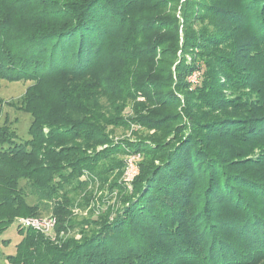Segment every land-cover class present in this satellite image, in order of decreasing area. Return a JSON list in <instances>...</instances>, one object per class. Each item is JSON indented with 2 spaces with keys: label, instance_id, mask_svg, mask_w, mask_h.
I'll return each instance as SVG.
<instances>
[{
  "label": "trees",
  "instance_id": "obj_1",
  "mask_svg": "<svg viewBox=\"0 0 264 264\" xmlns=\"http://www.w3.org/2000/svg\"><path fill=\"white\" fill-rule=\"evenodd\" d=\"M33 1L37 25L6 44ZM0 77L60 88L55 111L39 87L11 104L32 115L27 139L0 126V244L15 216L42 209L55 234L19 225L9 264H264V0H0ZM93 90L123 109L135 100L131 123L154 132L112 148L117 123ZM128 153L143 156L140 174L100 199L119 191L115 217L79 220L97 197L81 192L120 177Z\"/></svg>",
  "mask_w": 264,
  "mask_h": 264
},
{
  "label": "rangeland",
  "instance_id": "obj_2",
  "mask_svg": "<svg viewBox=\"0 0 264 264\" xmlns=\"http://www.w3.org/2000/svg\"><path fill=\"white\" fill-rule=\"evenodd\" d=\"M51 1V0H50ZM60 2H66V1H70V0H59ZM25 5H29V3L27 2ZM42 4H37L35 1L31 2V6L33 7L32 9H24L22 8L21 13L23 14L22 16V21H20V24L18 23L17 27L14 30V33L12 35H10L6 41V44H11L13 41L15 42L14 44L19 45L20 44H25V42H23V34L26 33L27 31L30 32V30H32L34 28V25H37L34 23V21H36L35 19L38 20V18L40 17V15L38 14V10L40 9L39 7ZM124 11V10H123ZM26 15V16H25ZM16 33V34H15ZM15 35V36H14ZM17 37V38H16ZM17 47V46H15ZM49 47V46H47ZM37 48V47H36ZM75 51V49H73ZM40 52V53H39ZM106 52V51H105ZM63 52H57L55 51L52 56H53V60L56 61H52L49 63V66L51 64H54L55 69L56 68H60V61H63L65 59L60 60L59 59V55ZM36 54H40L39 57L44 56V54L48 55L49 58V50L46 47H41L40 50L36 51ZM47 58V60H48ZM160 56H157V60H159ZM108 60V61H107ZM72 61V60H71ZM106 61L109 63V59H104V62L106 63ZM73 62V61H72ZM48 67V66H47ZM54 70V69H53ZM55 76V75H54ZM49 77H53V75H49ZM199 77L200 74L199 73H195L194 75H192L190 77V82L192 83H197L199 81ZM57 77H54L53 80H50V83L54 84V88L50 89L49 91L44 90L43 87H41V85L37 86L36 82H32V81H11V80H7L5 78L0 77V126L8 124L11 129L13 131H16V133L18 134L19 137L21 138H25L27 139L29 137L28 135V130L30 128V125L33 121L32 115L30 113H28L25 109L21 110L18 109L15 106H12L11 104H16L19 105L21 100H23L24 96L26 95V93L28 92V90H34L39 87L41 90V94L43 98V104L44 106H49L48 108L50 110L54 109V111L56 110V105L57 104V97L60 94V88H57ZM77 83V82H76ZM95 94H97L95 97L96 102L99 104V114L101 117H104L106 119H110L112 123H117V125L113 124V125H109L107 126L106 130H105V134H107V136L110 138L109 140L112 141V148L117 147V146H125V142L129 141L131 143H135L136 140H139V138H144L145 135L148 134H152V130H150V128H146V127H142L140 125H136L131 123V118H133L135 115L131 114L132 113V108H133V104L136 103L135 100L130 101L127 105V107H125L123 109V104L121 102L117 103L116 105L112 103V99L110 100V97L106 94L101 93L100 94V90H96V91H92ZM143 102L142 104L144 105V107L146 108V111H148L150 109V107H152L153 110L156 111H162V109L158 106H151L150 104H148L147 102H145L146 100H144V98L142 99H138V102ZM46 103V104H45ZM118 106V109H116L115 107ZM164 112V111H162ZM55 113V112H54ZM56 116H66L69 115L70 118L77 120L79 119V117L77 115L72 114H58L55 113ZM114 121V122H113ZM151 132V133H150ZM109 145H104L102 147H99L98 149L95 150V152H101L105 149H108ZM90 155H93V153H91ZM124 160V162L126 161V165L125 168L123 170V173L120 177H117V173H108L105 174L106 178L108 177L107 180H109V182L107 183V185H101L100 183H96V184H90L87 186V188L81 192V194H83L84 192L90 190L93 191V194L96 195L97 197L95 198L94 202L93 200L90 201V203H85L82 202L83 206H84V211L82 212L81 210H77L78 211V219L80 220L83 217H87L88 215H90L89 210L95 208L96 212L98 213L99 211H106L108 207L111 208V210L114 212V217L116 215V212L118 209H120L122 207L123 201L121 200V196L119 194V191L116 190L115 192L109 194L106 200H103V202L100 201L101 197L103 196H107V190L106 188L108 187L109 184H111L112 182H114V184H118V186L120 184L125 185L126 184H131L133 180H135V178L140 174V167H139V163L141 162V160L143 159V156L141 155V153H128L126 156L121 157V160ZM134 165V171L136 172V174H134L131 169L133 168L131 165ZM132 177L133 180L131 182L128 181V178ZM117 178H119L117 180ZM115 188V186H114ZM129 190L132 191L133 187L130 185ZM153 190L151 188V191H149L148 196H152ZM197 192V188L196 190H194V192ZM81 194H78V197L81 196ZM120 196V197H119ZM94 199V198H93ZM224 199V198H223ZM29 202L31 204H36V202L33 201V199L29 200ZM86 207H85V205ZM174 207H176L175 203L173 205ZM173 208V207H172ZM46 210H41L39 212L36 213H32L31 214H20L15 216V221L14 224H12L10 230H8L5 234H4V238L6 239H10V243L9 244H0V264H9V262L7 261V256L9 254H13L15 253V245L21 240V236L18 233V227L20 224V222L23 219H28V218H32L35 220V224H37V228H34V230L41 232L42 234H44L47 237L50 238H55V234L53 231L54 228V222L52 223V221L50 220V212L47 211L48 213L45 212ZM148 234V233H147ZM140 237V235H138ZM142 237V236H141ZM140 237V238H141ZM68 238V237H67ZM78 240L81 238L79 235L76 237ZM143 240V239H142ZM146 240L144 239V242ZM156 242L157 238L155 235H153V237H151L150 241H146V244L143 242L144 246H146V248H152V243L151 242Z\"/></svg>",
  "mask_w": 264,
  "mask_h": 264
},
{
  "label": "built area",
  "instance_id": "obj_3",
  "mask_svg": "<svg viewBox=\"0 0 264 264\" xmlns=\"http://www.w3.org/2000/svg\"><path fill=\"white\" fill-rule=\"evenodd\" d=\"M133 168L131 169V171L136 174V172L134 171V165L132 164L131 165ZM133 180L132 177L128 178V181L131 182ZM50 220L52 221L53 223V219L50 218ZM21 226H23L24 228H37V224H35V220L32 219V218H28V219H23L21 222H20ZM33 228V229H34Z\"/></svg>",
  "mask_w": 264,
  "mask_h": 264
}]
</instances>
